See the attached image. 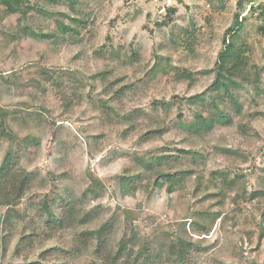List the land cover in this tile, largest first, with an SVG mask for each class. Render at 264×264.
I'll list each match as a JSON object with an SVG mask.
<instances>
[{"label":"rangeland","instance_id":"obj_1","mask_svg":"<svg viewBox=\"0 0 264 264\" xmlns=\"http://www.w3.org/2000/svg\"><path fill=\"white\" fill-rule=\"evenodd\" d=\"M261 1L77 0L74 12L64 2L28 0L23 11L33 16L23 20L7 13L20 0H0V182L17 171L28 180L23 193L9 185V198L0 195V264H30L51 249L45 264H102L101 232L115 253L141 254L139 264L158 256L157 264H181L174 248L190 230V221L185 228L181 222L192 216L195 184L187 179L185 191L168 193L162 175L171 167L151 155L162 147L173 154L205 151L207 174L217 173L231 190L223 211L235 219L215 226L192 264H264V199L251 196L264 191V36L262 20L249 12ZM240 2L241 18L249 15L234 40L247 50V67L237 79H248L234 91L237 105L223 104L230 118L224 121L190 98L216 94L213 69ZM37 5L49 13L35 14ZM76 16L88 24L73 25ZM168 16L171 23L163 26ZM62 23L80 35H62ZM26 27L58 38H36ZM40 68H58L59 77L112 70L107 82L117 77L132 86L118 106L122 117L98 109L99 97L110 98L102 95L105 81L95 82L90 94L88 84L75 82L59 91L38 84ZM75 91L83 99L64 108V95ZM138 109L147 114L133 128L127 115ZM198 114L209 118V131L192 130ZM155 126L160 131L144 143L140 136ZM174 164L179 169L193 160ZM64 208L71 225L50 230L52 216ZM82 233L90 234L89 244L74 251ZM25 235L35 241L20 251Z\"/></svg>","mask_w":264,"mask_h":264},{"label":"trees","instance_id":"obj_2","mask_svg":"<svg viewBox=\"0 0 264 264\" xmlns=\"http://www.w3.org/2000/svg\"><path fill=\"white\" fill-rule=\"evenodd\" d=\"M28 0H20V3L13 5V7L7 12L10 15H18L20 14L23 20H29L33 14L28 13L25 10L24 4ZM45 1V0H44ZM52 4L66 3L72 11H76L77 8V0H48ZM243 7V2L239 3V7L237 8V12L235 15V23L232 28H230L227 32V37L224 39V50L219 54L217 62L215 64V68L213 71L216 73V79L212 85V89L216 94L212 96H208L207 93H202L199 95H195L190 98L191 102L194 105L201 107L202 109L207 110L208 108H212L216 110L223 116L224 121H228L229 115L224 111L225 101H230V104L234 106L237 105V101L235 100L234 91L242 85V82L248 79L247 76H244L242 80H238L237 77L239 73H241L247 67V50L245 48L240 47L235 42V37L242 30L244 22L247 20V16L249 12H253L254 15H258L262 20V24L259 27V31L264 36V0L256 4H253L250 7L249 12L241 18L243 14H245V7ZM24 8V9H23ZM35 14L46 15L49 13L48 8L44 6H35ZM170 14L176 13V10H171ZM252 13V14H253ZM55 15L65 16V14L59 12L54 13ZM79 15L78 13H76ZM7 15V14H6ZM172 16L167 17V22H164L162 25H166L171 23ZM242 19V20H241ZM3 19L0 17V21ZM241 20V21H240ZM76 23L79 24H88L87 21L82 20L79 16L73 18V25ZM161 25V26H162ZM26 32H31L33 36L36 38L42 39H56L58 36L56 34H46L43 31L37 32L34 28L26 27ZM60 32L62 35H66L68 33H73L74 35H80L79 28H74L73 26H66V24H61ZM58 68H40L39 75L42 78V81L36 80L38 84H47L50 83L57 87V89L64 90L66 86L71 85V83L75 82V85L78 86H86L88 84L90 86L89 94L92 93L95 89V82L99 80L105 81L103 85V93L102 95H108L110 98L105 99L103 97H99L97 100L98 109L108 112L110 110L115 111V115L119 118L122 115L119 112L118 106H123L124 98L128 96V92L132 89V86L121 85V78L113 77L111 81L107 82L106 78L108 75L112 73L110 69H104L99 73L92 74L90 76H86L83 72H78L77 74H69L68 76L59 77L57 74ZM68 79L67 82L65 79ZM75 78V80L73 79ZM36 82V83H37ZM82 94V93H81ZM81 94H78V91L73 92L72 96L64 95L63 98V107L66 109L71 108L75 105V100H82ZM92 100V96H88ZM95 102V100H92ZM166 104V103H164ZM162 104V105H164ZM73 108V107H72ZM116 109V110H115ZM154 109H158L154 107ZM240 113V110L238 109ZM4 113L2 116H5V112L0 110V114ZM147 112L142 109L135 110L132 114L127 115L130 121L133 123V128L139 126L140 119L145 116ZM182 119V116H180ZM192 130L194 133H203L207 132L210 129L209 118L205 117L203 114H198L194 124L192 125ZM160 131V127L155 126V129H150L142 134V140L144 143L150 141L153 137H155ZM167 149V150H166ZM170 148L165 147V149L157 148L154 152H151L153 160L162 165L167 164L171 167L169 170L164 171L162 175L163 183H168V193H174L178 191H185L187 179H194L195 191H194V199H195V207L190 205V209L193 211L191 217L182 218L181 226L185 228L187 223L190 221V230L187 234V237L183 235L179 236V240L177 246L174 248L176 250V255L179 258V262L181 264H192L194 262L195 257L202 254L201 247L208 244L207 237L214 231L215 226L220 225V228H223L228 224V222L235 219V217L225 213L223 208L225 206V202L229 197L230 189L222 186L219 181L218 174L210 173L207 174V162H206V152L200 150L198 148L193 149H183L178 150L176 153H172ZM186 158L189 160H193V164H190L186 167L180 166L181 168H177L174 163L181 164V159ZM143 158L141 162H144ZM145 163V162H144ZM150 165H147V168H151ZM20 178H23L22 184L18 182ZM26 173L23 171H17L12 173V175L0 182V195H5V198H9L7 196V189L10 185V188L16 193H23L25 189V183H27ZM158 185V184H157ZM159 187H162L159 184ZM15 189V190H14ZM253 197L264 199V191H257L252 193ZM2 200V198H0ZM6 201L4 200V202ZM196 206H198L197 209ZM189 209V211H190ZM52 220L48 223L50 230H56L60 228H66L71 225V215L68 212L67 208L63 209V212L60 216H52ZM107 233H110L111 230L108 229ZM35 235V234H34ZM34 235H25L22 238L21 244L18 246V250L22 251V249H27L32 247L35 241ZM264 233L261 235L263 237ZM89 233H82L77 238V244L74 248V251H80L83 247L88 246L90 241ZM55 251L53 249L48 250L41 254L40 260L30 263V264H45L44 259H46L47 255L53 254ZM96 255L98 259L102 260V264H139L140 258L142 257L139 253H130L128 256L124 253V250L120 249L117 253L109 249L108 241L106 236L103 237L101 232V241L97 246ZM152 257V256H151ZM148 263L157 264L159 263L160 257L149 258ZM161 264L163 262L161 261Z\"/></svg>","mask_w":264,"mask_h":264}]
</instances>
